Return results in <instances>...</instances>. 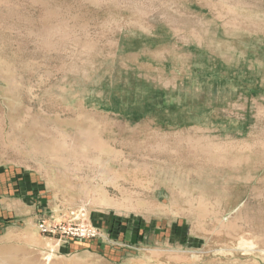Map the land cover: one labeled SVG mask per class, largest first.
Listing matches in <instances>:
<instances>
[{"label":"rangeland","instance_id":"obj_1","mask_svg":"<svg viewBox=\"0 0 264 264\" xmlns=\"http://www.w3.org/2000/svg\"><path fill=\"white\" fill-rule=\"evenodd\" d=\"M43 263L264 264V0H0V264Z\"/></svg>","mask_w":264,"mask_h":264},{"label":"bare ground","instance_id":"obj_2","mask_svg":"<svg viewBox=\"0 0 264 264\" xmlns=\"http://www.w3.org/2000/svg\"><path fill=\"white\" fill-rule=\"evenodd\" d=\"M65 170H66V169H65ZM65 170H64V171H65ZM34 239H35L36 242H37L38 238H34ZM38 241H39V240H38ZM33 249L36 250L35 248H33ZM39 254H40V253H39ZM42 254H43V253H42ZM42 254H41V255H42ZM45 255H46V254H45ZM45 255H44L45 260H46V262H48V261L50 260L51 256H50L49 254H48L47 256H45ZM43 264H44V263H43ZM46 264H47V263H46Z\"/></svg>","mask_w":264,"mask_h":264}]
</instances>
